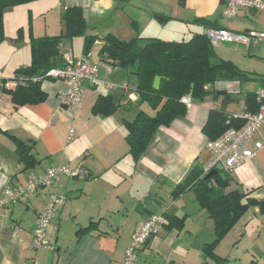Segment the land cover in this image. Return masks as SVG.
Listing matches in <instances>:
<instances>
[{
    "label": "crops",
    "instance_id": "obj_1",
    "mask_svg": "<svg viewBox=\"0 0 264 264\" xmlns=\"http://www.w3.org/2000/svg\"><path fill=\"white\" fill-rule=\"evenodd\" d=\"M75 5L83 8L86 36L96 40L85 52V35L63 38L60 50L64 58L87 55L97 66L98 81L85 85L77 110L61 105L59 94L66 84L58 79L42 82L44 101L15 107L2 89L3 80L13 81L15 70L31 63L30 17L35 37L58 36L66 31L63 14ZM224 5L225 0H35L5 12L6 38L0 43V197L5 185L25 184L32 173H44L52 166L79 167L84 176H64L0 208V264H26L34 255L37 216L53 193L63 196L65 203L48 226L54 248L41 252V264H122L134 230L153 214H162L167 222L142 248L137 264H264V214L259 208H251L208 251L206 246L216 238L214 219L193 191L175 199L172 194L193 164L205 166L213 158L203 131L210 111L225 104L228 113H243L246 96L264 87V43H253L249 49L223 46L230 53L218 55L245 71L247 78L207 86L215 92L192 98L186 115L160 126L152 146L139 159L129 152L126 122L140 110L150 115L156 110L146 101L138 102L135 79L101 53L108 34L124 41L188 40L206 30L202 20L235 32L264 31V10L241 8L228 19L222 15ZM133 92L136 100L130 97ZM100 95H111L118 107L110 114L96 111ZM263 139L264 133L257 134L248 145ZM231 176L228 190L239 187L264 200V149ZM173 216L183 222L171 226ZM87 227L91 229L80 235L79 230Z\"/></svg>",
    "mask_w": 264,
    "mask_h": 264
},
{
    "label": "trees",
    "instance_id": "obj_2",
    "mask_svg": "<svg viewBox=\"0 0 264 264\" xmlns=\"http://www.w3.org/2000/svg\"><path fill=\"white\" fill-rule=\"evenodd\" d=\"M32 1L35 0H0V43L6 38L5 12ZM63 20L66 25L65 33L37 38L33 35L30 17L31 63L15 70L11 80L17 82L16 87H7L5 84L8 79L3 80L2 89L11 95L15 107L44 101L47 95L42 89L43 79L34 78L44 77L51 68L65 65V58L60 50L63 38L86 36L87 22L81 6L68 7L63 14ZM202 21L206 30L195 33L188 40L137 37L124 41L111 34L105 37L106 43L101 49L103 58L114 66L126 69L128 75L135 79L133 88L142 102H148L156 110L154 115L140 110L134 120L126 122L129 152L135 159L142 157L152 146L160 126H168L178 116L187 114L189 107L182 101L184 96L203 98L208 93L215 92L210 87H213L216 81L248 76L233 62L221 58L216 47L212 46L207 29L221 28L216 25V21ZM22 32L23 29L20 28L17 32L18 38H21ZM95 40V36H86L85 52L90 50ZM157 75L161 76L162 80L160 88L154 89L153 82ZM260 105L256 93H249L246 96L247 107L244 112L255 113ZM117 107L118 104L111 95H100L94 109L110 114ZM234 115L236 114L226 111L225 104L220 109L211 110L203 131L210 140H214L229 128L245 124V119ZM204 168L199 162L193 164L183 180L175 186L172 194L175 199L188 190L193 191L202 208L214 219L216 238L206 246L209 251L249 209L257 207L259 212L264 214V200L251 197L249 191L239 187L228 190L234 180L230 172L222 170L206 178ZM172 220L174 221L170 222L171 226L177 224V220L179 224L183 222V218L178 219L176 216H173ZM90 229L91 227L80 229L79 234L82 235Z\"/></svg>",
    "mask_w": 264,
    "mask_h": 264
},
{
    "label": "built area",
    "instance_id": "obj_3",
    "mask_svg": "<svg viewBox=\"0 0 264 264\" xmlns=\"http://www.w3.org/2000/svg\"><path fill=\"white\" fill-rule=\"evenodd\" d=\"M241 8L263 11L264 0H225L222 15L225 18L233 19L238 15ZM207 34L214 47H218L220 42H232L249 49L253 43H264V31L260 30L235 32L226 28H208ZM38 79H43V81L46 79H58L65 82L66 88L59 94L60 103L62 106L77 110L83 100L85 85L94 84L98 81V69L87 55L76 58L66 56L63 67H53L44 77L34 78V80ZM5 85L14 88L17 86V82L7 81ZM108 86L112 89L116 85L108 83ZM123 86L129 89L127 83ZM256 97L257 101L261 103L257 112H243L234 115V117L245 119V124L240 127H231L218 138L208 140L207 147L212 152L213 158L205 165L206 174L218 163L223 165L224 170L232 173L245 160L254 157L258 150L264 149V139L255 140L253 147L248 145L249 141L253 140L257 134L264 133V87L257 89ZM182 101L188 107L192 105L190 96H184ZM64 176L78 177L84 176V174L81 168H74L66 164L52 166L41 174L32 173L25 184H7L3 187L0 197V208L15 204L41 187L54 185ZM64 203L65 199L63 196L56 193L50 195L45 209L37 216L33 237L35 253L26 264H41V252L47 248H54L47 236L48 226L54 221L59 207ZM166 222L162 214H153L139 224L134 230L131 241L125 250L122 264H137L146 240L156 235Z\"/></svg>",
    "mask_w": 264,
    "mask_h": 264
},
{
    "label": "water",
    "instance_id": "obj_4",
    "mask_svg": "<svg viewBox=\"0 0 264 264\" xmlns=\"http://www.w3.org/2000/svg\"><path fill=\"white\" fill-rule=\"evenodd\" d=\"M161 80H162V77L157 75L154 79V82H153V88L154 89H159L160 88V84H161ZM1 88V87H0ZM136 95L137 93L136 92H133L130 97L132 100H136ZM138 102H142L141 99L138 100ZM224 170V167L221 163H218L213 169H211L206 175L205 177L206 178H209L211 176H213L214 174H216L217 172L219 171H222ZM153 238V236L149 237L146 242H145V246L149 244V242L151 241V239Z\"/></svg>",
    "mask_w": 264,
    "mask_h": 264
},
{
    "label": "rangeland",
    "instance_id": "obj_5",
    "mask_svg": "<svg viewBox=\"0 0 264 264\" xmlns=\"http://www.w3.org/2000/svg\"><path fill=\"white\" fill-rule=\"evenodd\" d=\"M223 46H228V47H240V49H245L243 45L240 44H236V43H232V42H220L219 46L216 47V50L219 54L225 56L227 54H229L230 52H224ZM249 211H251L250 209L246 212V213H250ZM245 213V214H246Z\"/></svg>",
    "mask_w": 264,
    "mask_h": 264
}]
</instances>
